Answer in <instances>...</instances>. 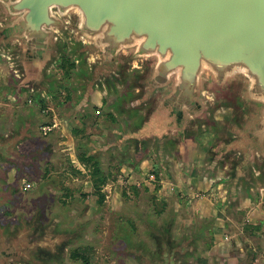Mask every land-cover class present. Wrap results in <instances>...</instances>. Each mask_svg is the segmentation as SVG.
I'll use <instances>...</instances> for the list:
<instances>
[{
  "label": "water",
  "instance_id": "obj_1",
  "mask_svg": "<svg viewBox=\"0 0 264 264\" xmlns=\"http://www.w3.org/2000/svg\"><path fill=\"white\" fill-rule=\"evenodd\" d=\"M62 37L86 66L75 115L97 92L116 94L129 70L148 66L127 85L135 93L113 105L127 117L143 113L115 131L110 148L123 154L131 145L137 161L151 149L160 163L176 149L189 169L194 130L211 126L224 137L205 148L204 170H224L227 201L264 189V0H0V58L15 75L4 86L17 101L49 93ZM22 122L0 141L6 159L28 134L31 125ZM166 234L156 237L155 254L139 258L182 264L203 236L199 229L194 240L173 243L171 226Z\"/></svg>",
  "mask_w": 264,
  "mask_h": 264
},
{
  "label": "rangeland",
  "instance_id": "obj_2",
  "mask_svg": "<svg viewBox=\"0 0 264 264\" xmlns=\"http://www.w3.org/2000/svg\"><path fill=\"white\" fill-rule=\"evenodd\" d=\"M60 43L64 54L50 69L53 84L38 100L25 94L16 101L4 86L14 79L12 66L6 56L0 58V141L21 121L31 125L27 136L11 147L9 159L0 155V181L10 177L18 187L12 196L0 183V204L18 200L14 206L6 203L0 213L1 264H42L41 258L47 264H81L69 258L74 249L87 255L90 264H147L148 259L138 255L155 254L156 237L166 238L168 226L173 243L186 237L190 242L199 229L203 232L194 240L193 256L186 262L181 259L182 264H264L262 191L250 198L253 209L239 212L236 227L228 219L203 214L227 208L217 188L224 170L212 176L201 171L208 159L205 148L224 135L211 126L194 130L197 145L191 165L211 186L195 196L186 185L188 173L176 149L171 148L162 163L149 149L148 158L136 166L131 145H125V154L110 147L101 154L102 145L117 137L115 131L124 130L143 113L127 117L113 105L135 93L127 85L148 66L129 70L116 94L97 92L89 108L74 116L69 110L78 101L79 74L86 66L70 55L67 37ZM22 179L34 188L23 193ZM203 197L208 202L200 206ZM187 242H182L183 248ZM62 243L61 262L51 260ZM40 249L50 254L40 255ZM242 252L244 256L236 254Z\"/></svg>",
  "mask_w": 264,
  "mask_h": 264
},
{
  "label": "crops",
  "instance_id": "obj_3",
  "mask_svg": "<svg viewBox=\"0 0 264 264\" xmlns=\"http://www.w3.org/2000/svg\"><path fill=\"white\" fill-rule=\"evenodd\" d=\"M71 109L69 110V112L74 115V113L71 112ZM195 141H196V139H195ZM109 143L110 142H106L104 145H102V147H101V154L104 155L106 153V151L109 149ZM195 143L197 145V142H195ZM45 149L48 150L47 146H45ZM124 150H125V148H124ZM147 153H149V149L147 150L146 156L144 157V159H147L148 158L147 157ZM143 160L137 161V160H134V158H133V163H135L134 165L136 166L139 163H141ZM183 168L185 169V172L188 173V176L185 175L186 176L185 177L186 178L185 181H186V185L188 186L189 191L191 192L192 196H195L199 192L200 193H203V194L207 193V191L209 190V188L211 186L209 187V183L207 182V180L202 175V172L200 173V175H198L197 171L193 170L192 165H191V167L189 169L185 168L184 165H183ZM201 171H203L205 173V170L203 168H202ZM220 171H221L220 169H217L213 173L214 174H217V173L219 174ZM213 173H210L209 175L212 176ZM224 180H225V176H223V174H222V179H220L221 182L218 184L217 188H218L219 193L224 198L223 201H222L223 202V207H227V208L226 209L223 208L220 211H217L216 209L215 210L208 209V211H206V213H203V214L206 215V217H214V218H216L218 216L217 219H221V218L224 219V220L225 219L226 220L228 219L232 223V225H235V227H236V225L238 223V216H239L238 214H240L239 212L248 211V210L253 209L252 208L253 205H252V202H251V199L250 198L253 195H256L259 191H262L263 194H264V189L260 185H257L255 189L250 190L248 193L240 190L238 192V195H237V197L235 198L234 201H227L226 184H225ZM243 199H247L248 202H244ZM201 200H202V202L200 201L199 204H200V206L201 205L203 206L204 203L206 204V202H208V197L207 198L206 197H203ZM261 204L264 206V200L261 202ZM229 206L233 208L232 211H229V208H230ZM226 212H227V214H229V217H227L225 215ZM250 217H252V216H250ZM250 221L253 222L252 219H250ZM222 235H223L222 238H225L226 237V236H224V233H222ZM244 253L242 252V253H236V254L241 257V256H244ZM246 255H247V253H246ZM221 257H223V256H221ZM201 264H207V263H205V261H204V263H201Z\"/></svg>",
  "mask_w": 264,
  "mask_h": 264
},
{
  "label": "flooded vegetation",
  "instance_id": "obj_4",
  "mask_svg": "<svg viewBox=\"0 0 264 264\" xmlns=\"http://www.w3.org/2000/svg\"><path fill=\"white\" fill-rule=\"evenodd\" d=\"M10 157H8V159H9ZM21 163V162H20ZM24 168H26V166L24 165L23 166ZM30 179V178H29ZM8 181H0V183H4L2 186H3V189L2 190H4V191H8L9 193V195H12V196H14V194H16V190H17V188L18 187H16V184L14 183V181H11L10 180V177H8V179H7ZM38 180H35V182H37ZM20 190L23 192V193H25V192H28V191H30L32 188H34V184L33 183H30V182H28L27 180H25V179H22L21 180V182H20ZM43 186L44 185H41V186H39V187H41V189L43 188ZM18 202V200H7V202L6 203H12L11 205L12 206H14L16 203ZM5 202L3 203V204H0V213L4 210V206H5V204H6ZM3 209V210H2ZM63 249H64V246H63V243L60 245V247H57V252H58V254H57V256L56 257H51V260H53V261H57V262H61V257H60V253H62V251H63ZM39 254L40 255H46V256H48V254H50L49 252H47V251H44V250H42V249H40L39 250ZM4 255V254H3ZM69 258L73 261V262H76V261H80L81 262V264H90V262H89V258H88V256L87 255H85V254H82V253H80V251L78 250V249H74L73 251H71L70 252V254H69ZM47 259V258H46ZM48 259H50V258H48ZM41 261H42V264H47V261H44V260H42V258L40 259ZM30 264V263H29Z\"/></svg>",
  "mask_w": 264,
  "mask_h": 264
},
{
  "label": "trees",
  "instance_id": "obj_5",
  "mask_svg": "<svg viewBox=\"0 0 264 264\" xmlns=\"http://www.w3.org/2000/svg\"><path fill=\"white\" fill-rule=\"evenodd\" d=\"M123 154H125V153H123ZM134 160H136V159H134Z\"/></svg>",
  "mask_w": 264,
  "mask_h": 264
}]
</instances>
